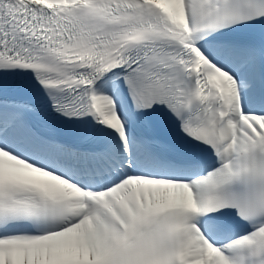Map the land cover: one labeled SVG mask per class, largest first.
<instances>
[{"label":"snow or ice","instance_id":"obj_1","mask_svg":"<svg viewBox=\"0 0 264 264\" xmlns=\"http://www.w3.org/2000/svg\"><path fill=\"white\" fill-rule=\"evenodd\" d=\"M0 264H264V0H0Z\"/></svg>","mask_w":264,"mask_h":264}]
</instances>
